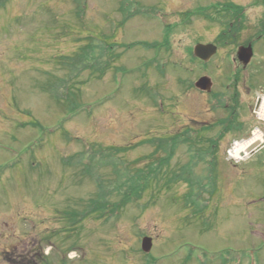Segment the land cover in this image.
Here are the masks:
<instances>
[{
	"label": "rangeland",
	"instance_id": "374dc122",
	"mask_svg": "<svg viewBox=\"0 0 264 264\" xmlns=\"http://www.w3.org/2000/svg\"><path fill=\"white\" fill-rule=\"evenodd\" d=\"M228 1L9 0L0 9V264H44L46 256V263L59 264L65 254L68 264H264V146L239 163L225 156L234 139L249 137L256 126L264 130L254 113L264 94V43L250 66H238L236 85L229 82L234 46L219 47L206 66L189 54L197 42L218 44L222 27L208 7ZM245 8L251 30L241 40L256 31V8ZM168 31L170 51L118 48L121 57L103 77L86 71L76 85L73 78L59 87L60 101L51 91L70 73L58 58L87 38L164 42ZM203 75L227 101L238 91L245 123L220 144L219 192L208 223L188 219L162 193L145 208L128 206L116 224L93 216L69 226L67 214L82 211V199L96 188L77 163L87 144L128 147L224 116L210 93L190 87ZM151 151L142 144L125 156ZM144 234L154 242L148 255L140 251Z\"/></svg>",
	"mask_w": 264,
	"mask_h": 264
},
{
	"label": "trees",
	"instance_id": "16d2710c",
	"mask_svg": "<svg viewBox=\"0 0 264 264\" xmlns=\"http://www.w3.org/2000/svg\"><path fill=\"white\" fill-rule=\"evenodd\" d=\"M8 1L0 0V9L5 7ZM214 8L213 20L220 21L223 10L227 7ZM233 9V14L243 13L239 7ZM170 35L168 31L164 42L134 41L128 44L98 43L93 37L87 38L73 54L58 58V64L66 67L70 73L67 79H60V82L53 84L56 99L60 101V86H69L73 78L76 79L75 85L83 83L84 80L79 81V77L86 71L90 76L103 77L121 57L122 52L118 48L128 49L141 45L147 49L157 47L170 51ZM232 37L223 36L222 33L218 37V42L226 45V41ZM158 71L163 73L161 68ZM238 81L239 77L236 78L235 85ZM73 88L69 91L75 94ZM238 96L236 90L229 105H225L222 97H215V107H223L226 111L225 116L217 123L186 124L180 131L166 136H155L128 147H105L99 144L86 146L84 152L77 154L79 156L77 163L84 177L94 182L96 188L89 198L82 199L84 206L82 211L67 214V224L73 226L81 221L84 223L93 216L94 219L100 218L103 223L116 224L124 216L128 206L136 204L145 208L155 204L162 193L170 202L181 204L182 209L188 212V219H200L207 224L210 218L208 212L216 209V206L214 209L210 208L219 192L220 164L217 155L220 144L229 133L244 129V123L239 118ZM216 126L220 127L219 130L210 135ZM142 144L151 145L152 151L134 159L126 158L125 153L128 150ZM182 149L185 153L180 156H186V160L178 156V151ZM182 189L184 191L180 193L179 190ZM65 255H62L59 264H68ZM43 260L44 264H48L46 258ZM200 264L207 262L200 261ZM219 264L228 262L221 261Z\"/></svg>",
	"mask_w": 264,
	"mask_h": 264
},
{
	"label": "flooded vegetation",
	"instance_id": "af4514ba",
	"mask_svg": "<svg viewBox=\"0 0 264 264\" xmlns=\"http://www.w3.org/2000/svg\"><path fill=\"white\" fill-rule=\"evenodd\" d=\"M231 1L234 3H239L240 5L256 8V14L253 17L252 26L256 28L254 36L257 38V40L254 43H251L247 41V38L246 40H241L237 45L238 48L241 44H252L254 51L256 52L258 43H264V0H241V2H238L237 0ZM248 18L249 16L247 15H226L225 20H228L229 24L227 22L225 24V28L228 31L239 30L241 35L244 32L250 34L251 27L246 24ZM233 46H235V44Z\"/></svg>",
	"mask_w": 264,
	"mask_h": 264
},
{
	"label": "water",
	"instance_id": "95a60500",
	"mask_svg": "<svg viewBox=\"0 0 264 264\" xmlns=\"http://www.w3.org/2000/svg\"><path fill=\"white\" fill-rule=\"evenodd\" d=\"M216 52L217 46L212 43H198L194 48L195 55L206 61L209 60ZM252 56L253 50L251 46L241 47L238 51V58L244 63V65H247L251 61ZM195 85L200 89L210 91L213 86V81L209 76L204 75L196 81ZM254 147L255 146L251 147L250 150H252ZM152 246L153 239L149 236H145L142 239V249L145 252H149L152 249Z\"/></svg>",
	"mask_w": 264,
	"mask_h": 264
},
{
	"label": "bare ground",
	"instance_id": "6f19581e",
	"mask_svg": "<svg viewBox=\"0 0 264 264\" xmlns=\"http://www.w3.org/2000/svg\"><path fill=\"white\" fill-rule=\"evenodd\" d=\"M260 106H261V107H259V108H260L262 114L264 115V98H263V101H262V103H261ZM255 140H256V142H261V141H264V138L258 135V136H256ZM245 145L248 146L249 143H246ZM254 148H255V147H254ZM254 148H253V149H254Z\"/></svg>",
	"mask_w": 264,
	"mask_h": 264
},
{
	"label": "built area",
	"instance_id": "2783aa9c",
	"mask_svg": "<svg viewBox=\"0 0 264 264\" xmlns=\"http://www.w3.org/2000/svg\"><path fill=\"white\" fill-rule=\"evenodd\" d=\"M235 152H236L235 149H232V150L229 151L230 155H233Z\"/></svg>",
	"mask_w": 264,
	"mask_h": 264
}]
</instances>
